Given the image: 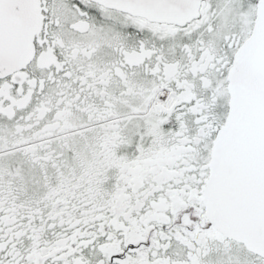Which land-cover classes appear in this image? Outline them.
I'll list each match as a JSON object with an SVG mask.
<instances>
[{"label":"snow or ice","instance_id":"6c2138e0","mask_svg":"<svg viewBox=\"0 0 264 264\" xmlns=\"http://www.w3.org/2000/svg\"><path fill=\"white\" fill-rule=\"evenodd\" d=\"M0 264H264V0H0Z\"/></svg>","mask_w":264,"mask_h":264}]
</instances>
